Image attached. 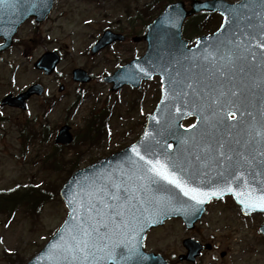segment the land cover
<instances>
[{
  "label": "rangeland",
  "instance_id": "obj_1",
  "mask_svg": "<svg viewBox=\"0 0 264 264\" xmlns=\"http://www.w3.org/2000/svg\"><path fill=\"white\" fill-rule=\"evenodd\" d=\"M174 1L56 0L49 22L37 36L30 32L32 24L19 33L26 43L31 36L43 43H36L38 38L1 57L0 100L8 92L20 93L34 83L43 87V94L27 101L25 111H1L5 122L0 124V202L13 207L0 211V264H26L59 228L67 210L58 193L72 172L131 145L141 134L159 97V78L143 82L139 89L122 87L111 93L102 77L144 53L145 43H134L132 38L143 35L151 20ZM182 1L187 4L189 0ZM198 20L196 34L190 31L191 20L183 24L188 46H193L199 35L217 30L221 23L215 14L203 27L205 19ZM105 29L121 31L127 40L90 56L91 44ZM52 50L62 57L53 75L34 71V61ZM74 68L84 69L91 82H73ZM193 122L187 119L183 125ZM62 125L71 128L74 139L64 148L53 143ZM25 132L31 140L20 135ZM36 195L44 200L36 203ZM11 196L15 201L9 200ZM230 200L207 206L190 231L179 219L166 221L151 232L146 251L157 250L175 264L171 255L184 253L181 240L190 237L211 246L210 252H204L202 264H264V238L258 232L263 215L244 218ZM221 252L226 253L224 258L219 257Z\"/></svg>",
  "mask_w": 264,
  "mask_h": 264
},
{
  "label": "snow or ice",
  "instance_id": "obj_2",
  "mask_svg": "<svg viewBox=\"0 0 264 264\" xmlns=\"http://www.w3.org/2000/svg\"><path fill=\"white\" fill-rule=\"evenodd\" d=\"M250 7L245 0L239 5V9L245 10L243 13L237 10L232 19L226 16L231 32L218 40L212 51L201 54L210 75H214L213 68L221 77L229 69H238L240 73L258 71L264 84V51H259L264 49V0H259L258 13H249ZM241 21L246 23L242 26ZM235 79L233 75L231 80ZM187 87L193 89V84L189 82ZM241 91L242 86L232 83H221L219 90L206 88V95L196 94L198 106L201 112L212 110L214 116L222 112L231 115V109L241 110L237 95ZM201 120L208 122V117L202 116ZM225 123L219 117L211 127L218 128ZM243 123V139L233 137L229 129L235 125L229 124L226 134L218 139L209 137L202 143L197 142L195 146L201 151L194 157L196 163L192 160L177 163L171 155L157 153L151 145L145 146L143 153L137 145H132V155L125 161L127 168L105 170L69 200L73 206L72 218L65 222L59 242L49 248L50 264H110L112 261L126 264L133 256L142 257L138 237L149 219L156 222L148 215L152 209H166L178 203L187 205L189 201L199 205L229 193L245 210L264 209V119L253 118ZM202 168L220 169L216 173L219 181L216 186H206L200 179L207 175ZM249 177L253 181L260 178L258 188L249 183ZM236 182L239 190L233 187ZM181 196L188 199L182 201Z\"/></svg>",
  "mask_w": 264,
  "mask_h": 264
},
{
  "label": "water",
  "instance_id": "obj_3",
  "mask_svg": "<svg viewBox=\"0 0 264 264\" xmlns=\"http://www.w3.org/2000/svg\"><path fill=\"white\" fill-rule=\"evenodd\" d=\"M243 2L245 0L234 4L227 3L224 0H191L187 4L183 2L169 4L147 26L144 36L134 39L135 42H146L144 55L120 67L113 75L104 78L105 82L111 84L110 90L117 91L123 85L139 88L143 80L151 79L154 76L160 77L161 96L159 102L153 113L148 117L141 136L134 143L142 153L145 146L151 145L157 153H167L177 163H183L186 160H192L193 163H196L194 157L199 155L201 151L195 146L197 142L202 143L209 137L218 139L226 134L225 129L229 124L235 125V127L229 129L233 133V137L243 139L245 138V132L244 130L239 132L238 128L244 125V121H252L253 118L255 120L264 119V84L261 83L258 71L240 73L238 69H229L227 75L221 77L220 73L213 68L211 72L214 75H210L206 62L200 58L202 53L212 51L217 41L225 39L231 32V28L225 22V17L232 19L233 13L237 10L243 13L245 10L239 9V5ZM246 2L251 5L247 10L249 13L259 12L260 9L257 7L259 0H246ZM52 3L53 0H0V32L9 29L8 34L11 37L17 27L29 17H34L38 23L42 22L50 12ZM201 12H218L222 16V23L216 33L198 38L194 47L187 48V43L181 39L182 24L186 18ZM244 23L246 22L241 21L242 26ZM117 40L122 41L123 37L105 31L93 45L91 53L94 54ZM259 51H264V49ZM58 62L59 58L55 53H46L38 59L34 67L43 70L45 74H50ZM233 75L236 77L235 80H231ZM189 77L193 79L189 81L187 79ZM73 80L86 83L89 82L90 78L83 70L76 69L73 71ZM189 82L193 84L195 92L187 87ZM221 83L242 86V91L237 93L240 97L239 107L241 110L231 109V112H234L233 114L236 116L235 120H229L227 112L214 116L212 110L205 109L201 112V108L198 106L200 101L199 96L196 94L206 95V88L219 90ZM166 89L168 90L167 97H165ZM41 90L40 86L34 85L26 92L14 98L8 97L5 101L11 106L23 109L25 100L33 94L40 95ZM190 115L197 118L194 124L196 127L183 128L181 122ZM202 116H207L208 122H203L201 120ZM219 117H222L226 123L218 128H212L211 124L217 123ZM145 133H147V138H145ZM233 137H229V139ZM71 140L69 128L67 126L61 127L57 133L55 143L68 145ZM131 146L76 171L70 176L59 193L68 210L66 219L41 252L28 264H50L47 258L49 248L53 243L59 242L65 222L70 221L72 218L73 206L69 203V200L73 198L74 194L80 193L88 186L91 180L103 174L105 170L127 168L128 165L125 161L129 155H132ZM218 170L220 169L202 168V171L206 172L207 175H202L200 179L204 181L206 186H216L219 183L216 174ZM259 179L257 177V180L253 181L249 177V183L258 188ZM233 187L239 190L240 185L236 182L233 183ZM226 195L233 197L244 215L264 213V209L260 208L245 210L233 194L229 193L224 196ZM222 197H212L199 205L195 201H189L187 205L178 203L166 209L150 210L148 215L153 217L156 222L153 223L149 219L144 225V230L139 234V250L142 257L133 256L126 264H142L146 259H151V255L144 254L141 250L143 237L149 229L159 226L165 220L174 217H180L186 228L191 229L195 222L200 219L205 205L211 199ZM187 199V197L181 196L182 201ZM259 232L264 236V224L260 227ZM110 264H116V262L112 261ZM157 264H164V261L157 257Z\"/></svg>",
  "mask_w": 264,
  "mask_h": 264
},
{
  "label": "flooded vegetation",
  "instance_id": "obj_4",
  "mask_svg": "<svg viewBox=\"0 0 264 264\" xmlns=\"http://www.w3.org/2000/svg\"><path fill=\"white\" fill-rule=\"evenodd\" d=\"M55 1H56V0H55ZM54 4H55V2H54ZM53 8H54V6H53ZM52 11H53V10H52ZM51 13H52V12H51ZM51 13L47 16V18H46L44 21H42V22H40V23H37V22L34 20V18H29V19H27L25 22H23V23L21 24V26L18 28L17 33L14 35V37H13V39H12V41H11V47H10L8 50H6L5 52L0 53V62L2 61L1 57H2L4 54L9 53L12 49L16 48L18 45H22L23 43H25V44H27V43H35L36 40H37L39 37H36V38H35V37H32V36H31V37H29V38L27 39V43H26V41H24L22 38H19V33L21 32L22 28H23L25 25L32 24L33 29H32L30 32H34V33L36 34V36H37V33H38L39 30L42 28V26H43L44 24H46L47 22H49ZM30 32H29V33H30ZM115 32H117V31H115ZM118 33H121V34L124 35V41H122V42H116V43H114L113 45H111L110 47H112V46H114V45H117V44H122V43H124V42L127 40V35H125V34L122 33L121 31H119ZM36 43H40V44H42L43 41H42V39L39 38V41L36 42ZM3 44H4V39H3L2 37H0V46L3 45ZM6 44H7V43H6ZM104 50H105V49H104ZM101 52H102V51H101ZM61 59H62V58H61ZM36 72L42 73V72H40V71H36ZM71 73H72V71H71ZM16 94H17V93H16ZM16 94H13V93L8 92L5 96H7V95H16ZM5 96H4V97H5ZM32 98H33V97H32ZM0 102H1V100H0ZM3 109H13V110H16L15 108H10V107H8V106H1V105H0V123L5 122V118L1 116V115H2L1 111H2ZM152 231H157V227H156L155 229L151 230V231L146 235V237H145V241H144V250H145V251L147 250V246H145V245H147L148 237H149V235L151 234ZM155 236H156V235H155ZM156 239H157V236L155 237V242H156L155 245H156V248H157V240H156ZM186 239H192V240H194L193 238H190V237L182 238V240H181V246H182V248H183L184 253L172 254V255H171L172 257L176 258V262H175V264H177V263H183V264H202V263H201V259H202V257L204 256V252H210V251H211V250H210L211 246H210V245H207V244H206V245H203V250L201 251L200 255L197 256V257L193 260V262L185 261V260H182L181 257H183V256L187 253V250H186V249L189 248V246H187L186 244H185V245L183 244V242H184ZM186 246H187L188 248H186ZM189 249H192V248H189ZM146 252L151 253V254L157 256V250H155L154 252H151V251H150V252H149V251H146ZM225 255H226L225 252H221V253L219 254V257H220V258H224ZM161 256H162V255H161ZM162 257H163V256H162ZM164 259H166L167 264H171L168 258H164ZM156 263H157V259H156Z\"/></svg>",
  "mask_w": 264,
  "mask_h": 264
},
{
  "label": "trees",
  "instance_id": "obj_5",
  "mask_svg": "<svg viewBox=\"0 0 264 264\" xmlns=\"http://www.w3.org/2000/svg\"><path fill=\"white\" fill-rule=\"evenodd\" d=\"M161 1H163V2H165V0H159V2H161ZM166 1H173V0H166ZM200 19V18H204L205 19V22H204V24L202 25V27L206 24V21H207V23H210L211 22V19L213 18V15H200V16H196V17H194V18H192V19H190L189 21H190V23H192V25H191V29H190V31H191V33H193V34H196L197 32H198V30L200 29V27H199V23H200V20H198L197 21V19ZM195 21V22H194ZM189 25V24H188ZM31 195H33V194H31ZM34 196V195H33ZM36 196H38V195H36ZM42 197V196H41ZM30 198H33V197H30ZM35 199H38L39 201L42 199V198H40L39 196L38 197H36ZM9 200H10V198H9ZM12 200V199H11ZM36 202V201H35ZM37 203V202H36ZM4 206H1L0 207V211H2V210H4Z\"/></svg>",
  "mask_w": 264,
  "mask_h": 264
}]
</instances>
